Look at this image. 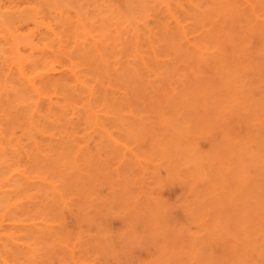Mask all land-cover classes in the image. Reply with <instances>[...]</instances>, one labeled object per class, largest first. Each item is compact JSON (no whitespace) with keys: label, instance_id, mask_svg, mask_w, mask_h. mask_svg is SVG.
I'll use <instances>...</instances> for the list:
<instances>
[{"label":"rangeland","instance_id":"374dc122","mask_svg":"<svg viewBox=\"0 0 264 264\" xmlns=\"http://www.w3.org/2000/svg\"><path fill=\"white\" fill-rule=\"evenodd\" d=\"M161 1L0 0V263L264 264V0Z\"/></svg>","mask_w":264,"mask_h":264},{"label":"bare ground","instance_id":"6f19581e","mask_svg":"<svg viewBox=\"0 0 264 264\" xmlns=\"http://www.w3.org/2000/svg\"><path fill=\"white\" fill-rule=\"evenodd\" d=\"M163 1H164V2H163ZM223 1H225V0H223ZM234 1H235V0H227V4H228V5H227V4H226V5H227V6H230V5H231V6H230L231 8H232V6L235 7V5H236V3L238 2V0H237L236 2H234ZM244 1L247 2L248 0H244ZM244 1H243V2H244ZM161 2H162V4L164 3L165 6H166L165 0H162ZM217 2H218V1H217ZM221 2H222V0H221ZM225 2H226V1H225ZM225 2H222V3H225ZM251 2H252V0H251ZM251 2H250V3H251ZM222 3H221V5H222ZM231 3H233V4H235V5H232ZM250 3L247 2V4H249V5H250ZM218 5H219V3H218ZM2 6H4V5H0V10H2V9H1ZM222 7H223V5H222ZM222 7H220L219 10H221ZM215 8H216V7H215ZM223 10H225V9H223ZM219 12H220V11H219ZM221 12H222L221 15L224 16L225 13L223 14V11H221ZM1 13H3V12L0 11V14H1ZM172 16L174 17L175 15H172ZM172 16H171V17H172ZM217 16H218V15H217ZM225 16H226V15H225ZM47 29L50 31V33L54 34L55 37L58 35V33H57L56 31H54L53 28L47 27ZM216 29H217V28H216ZM216 29H215V30H216ZM218 30H219V29H218ZM218 30H216V31H217V33L215 32L216 34H218V32H219ZM210 32L213 33V31H209V33H210ZM219 33H221V29H220V32H219ZM183 34H184V37H185L186 33H183ZM210 34H211V33H210ZM210 34H209V36H207L209 39H211V38H213V37L215 36V35H210ZM220 35L223 36L224 33H223V34H220ZM58 37H59V36H58ZM186 37H187V36H186ZM213 39H214V38H213ZM58 40H59V38H58ZM60 40H61V39H60ZM32 42H33V41H32ZM216 42H218V41H216ZM216 42H215V43H216ZM31 44H32V43H31ZM31 44H30V46H31L32 50L40 51V50H37V49L39 48V47L37 46V44H36V45H35V44H32V45H31ZM37 47H38V48H37ZM39 49H40V48H39ZM42 50L44 51V49H42ZM42 50H41V51H42ZM44 52H45V51H44ZM24 59H25V58H24ZM22 60H23V58H22ZM14 61H15V60H14ZM16 61H17V60H16ZM25 61H26V60H25ZM15 64H16V66L18 67L20 78L23 79L22 82H23V81H26V82L29 84V86L31 87L30 89H33L34 92H37V91L39 90V88L37 87V84H36V80H35V78H34V79H33V78H29V76L27 77V75H28V74H27L26 77H27L28 79H27V78L24 79V78H25V76H24V75H25L24 70L22 69V67L20 66V64H19L18 62H16ZM24 64H26V63H24ZM24 64H23V65H24ZM27 64H28V63H27ZM23 65H22V66H23ZM25 66H26V65H25ZM53 70H54V68H53ZM72 71H74V70L72 69ZM72 71H70L71 74L74 73L73 75H76L75 72L72 73ZM25 72H26V71H25ZM48 73H49V72H48ZM48 75L51 76L50 74H48ZM47 78H49V77H47ZM80 79H81V78H80ZM79 82H80V81H79ZM79 84L81 85V82L78 83V85H79ZM82 85H84V83H83ZM37 89H38V90H37ZM88 90H89V89H88ZM94 93H95V91H92V90L90 89V91H89V95H88V96H89V98H90L91 100L93 99V95H94ZM37 94L40 95V94H39V91H38V93H36V95H37ZM90 96H91L92 98H91ZM38 97H39V96H38ZM94 97H95V95H94ZM41 102H42V101L40 100V102H39V103L37 102L36 105H37V106H40L39 104H40ZM48 104H50V106L52 107V105H51L52 102L50 103V100H49V103H48ZM38 108H39V107H38ZM33 112H34V111H33ZM33 114L35 115V113H33ZM95 114H96V113H95ZM22 178H24V177H21V179H22ZM24 180H25V179H24ZM28 183H29V182H28ZM30 184L32 185V183H30ZM33 184H34V183H33ZM1 226H2V225H0V227H1ZM33 227H36V226H33ZM0 238H1V237H0ZM2 261H3V260H2ZM3 262H5V261H3ZM5 263H6V262H5ZM5 263H4V264H5ZM0 264H2V263H0Z\"/></svg>","mask_w":264,"mask_h":264}]
</instances>
